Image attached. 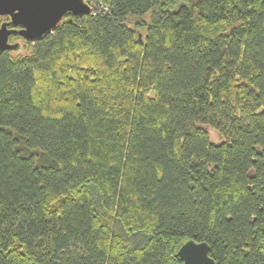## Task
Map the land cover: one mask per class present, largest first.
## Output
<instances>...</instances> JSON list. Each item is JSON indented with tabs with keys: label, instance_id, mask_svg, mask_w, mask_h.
Returning a JSON list of instances; mask_svg holds the SVG:
<instances>
[{
	"label": "trees",
	"instance_id": "trees-1",
	"mask_svg": "<svg viewBox=\"0 0 264 264\" xmlns=\"http://www.w3.org/2000/svg\"><path fill=\"white\" fill-rule=\"evenodd\" d=\"M84 2L0 52V264H264V0Z\"/></svg>",
	"mask_w": 264,
	"mask_h": 264
},
{
	"label": "water",
	"instance_id": "water-1",
	"mask_svg": "<svg viewBox=\"0 0 264 264\" xmlns=\"http://www.w3.org/2000/svg\"><path fill=\"white\" fill-rule=\"evenodd\" d=\"M90 12L84 0H0V18L9 19L0 25V52L18 48V43H9L11 35L34 42L51 33L66 15L81 16ZM175 256L182 264H215L208 256L207 244L192 240L182 242Z\"/></svg>",
	"mask_w": 264,
	"mask_h": 264
},
{
	"label": "rangeland",
	"instance_id": "rangeland-1",
	"mask_svg": "<svg viewBox=\"0 0 264 264\" xmlns=\"http://www.w3.org/2000/svg\"><path fill=\"white\" fill-rule=\"evenodd\" d=\"M16 43H18V44L20 43L21 47L20 48L18 47L16 50L11 51L12 55H14L16 53V51H18V50L22 51L24 46H25V43L22 42V41H18ZM205 128H206V130H207V132L209 134V138H210L212 143H220V142H222V140L217 136V133L213 129H211L209 127H205Z\"/></svg>",
	"mask_w": 264,
	"mask_h": 264
},
{
	"label": "flooded vegetation",
	"instance_id": "flooded-vegetation-1",
	"mask_svg": "<svg viewBox=\"0 0 264 264\" xmlns=\"http://www.w3.org/2000/svg\"><path fill=\"white\" fill-rule=\"evenodd\" d=\"M9 19L8 18H0V25L4 22H8ZM9 28H14V29H18V27L16 26H9ZM9 43H16L18 41H22L24 43H26V41H23L20 39V37L16 36V35H11L8 39ZM19 47H21L20 43H19Z\"/></svg>",
	"mask_w": 264,
	"mask_h": 264
},
{
	"label": "built area",
	"instance_id": "built-area-1",
	"mask_svg": "<svg viewBox=\"0 0 264 264\" xmlns=\"http://www.w3.org/2000/svg\"><path fill=\"white\" fill-rule=\"evenodd\" d=\"M92 10V9H91Z\"/></svg>",
	"mask_w": 264,
	"mask_h": 264
}]
</instances>
